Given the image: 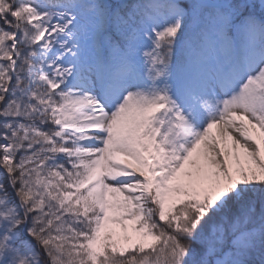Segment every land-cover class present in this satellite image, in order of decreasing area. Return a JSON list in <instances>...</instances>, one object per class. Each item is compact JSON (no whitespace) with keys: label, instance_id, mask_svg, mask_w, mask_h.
Returning <instances> with one entry per match:
<instances>
[{"label":"snow or ice","instance_id":"1","mask_svg":"<svg viewBox=\"0 0 264 264\" xmlns=\"http://www.w3.org/2000/svg\"><path fill=\"white\" fill-rule=\"evenodd\" d=\"M0 264H264V0H0Z\"/></svg>","mask_w":264,"mask_h":264}]
</instances>
